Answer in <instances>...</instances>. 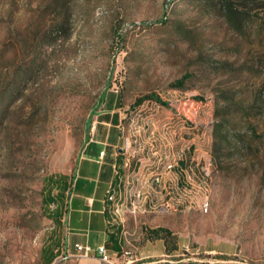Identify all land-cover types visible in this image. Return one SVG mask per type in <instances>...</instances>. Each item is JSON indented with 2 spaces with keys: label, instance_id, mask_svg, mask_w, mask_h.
<instances>
[{
  "label": "rangeland",
  "instance_id": "1",
  "mask_svg": "<svg viewBox=\"0 0 264 264\" xmlns=\"http://www.w3.org/2000/svg\"><path fill=\"white\" fill-rule=\"evenodd\" d=\"M112 94L134 171L127 199L149 191L146 212H127L141 244L160 229L176 250L163 264L213 243L236 261L203 264H264V0H0V264H45L60 246L67 197L49 177L71 186ZM150 94L166 104H135ZM222 119L243 141L230 136L219 161ZM166 167L174 203L157 207Z\"/></svg>",
  "mask_w": 264,
  "mask_h": 264
},
{
  "label": "crops",
  "instance_id": "2",
  "mask_svg": "<svg viewBox=\"0 0 264 264\" xmlns=\"http://www.w3.org/2000/svg\"><path fill=\"white\" fill-rule=\"evenodd\" d=\"M121 136L105 139L99 135L90 139L85 153L80 157L71 182V198L65 203L66 220L61 238V244L54 251L59 252L50 260L45 258V264H99L96 249L105 244L111 253H121L125 249L132 251L133 261L130 264H163L165 257L175 255L173 245H166L167 237L161 231H151L144 244L139 241L145 233L131 230L128 226L131 219L127 216L135 214L129 210L127 197L130 191V178L134 171L127 174L124 167L126 155L121 150ZM196 147L191 145L181 162L185 166L192 160L189 156ZM207 153V152H206ZM208 154V153H207ZM195 158V157H192ZM140 164L133 159L132 167ZM112 187L118 194L114 201L108 199V191ZM67 192V191H66ZM66 194V193H65ZM117 205H120L117 209ZM144 210L143 212H146ZM131 216V215H130ZM133 217V216H132ZM135 218V217H134ZM88 244L92 247L89 257H78L75 244ZM68 254L69 258L63 259ZM186 264H203V258L216 256L222 262H234L231 256L236 254L233 245L213 243V245L196 246ZM160 258V259H156Z\"/></svg>",
  "mask_w": 264,
  "mask_h": 264
},
{
  "label": "trees",
  "instance_id": "3",
  "mask_svg": "<svg viewBox=\"0 0 264 264\" xmlns=\"http://www.w3.org/2000/svg\"><path fill=\"white\" fill-rule=\"evenodd\" d=\"M186 81V78H182L179 79L177 81H175L174 83H172V86L175 88H183L184 83ZM146 100H155L163 105H165L166 103H164V101H162V99L158 96V95H154V94H150V95H145L143 97H139L136 101L135 104L137 106H140L141 104H143ZM107 105V111H105L103 114L100 115V119H99V123L97 124L96 128L100 130H103V133H99L98 135L100 136V138L105 139V137L108 135L109 139L112 137H117V134H115L113 129L114 127L117 126L118 124V120H119V115L118 113H111V110H113V108H118L121 106V98L120 96L114 95L112 94V97L106 102ZM217 116L219 115L218 110H216ZM104 124H110L111 127H106V125ZM226 121L224 119H222L221 121H218L217 123H215L214 125V129H213V134H214V142H213V151H212V158L213 159H218L219 161H221L222 157H223V149L225 148V143H229L231 140V137H233L236 140V144H240L241 141H243V138L241 136H239L237 134V132H235L234 134H232L229 131H225V128H228L226 126ZM231 136V137H230ZM238 146V145H235ZM183 161V160H182ZM190 162L188 164H186L185 166L189 165ZM49 180L52 183H55V185L57 187H59V191L57 193L58 197L63 198L64 194L66 193V191L68 190L69 186H68V177L66 175H60L59 178L55 179L53 176L49 177ZM48 199L51 202H55V198L54 196H52L51 192L48 193ZM57 210H58V206H57ZM154 231L159 232L160 229H155ZM47 253L45 255V251L44 252V256L45 258L48 256V259L52 260L55 257V249H46ZM44 258V261H45Z\"/></svg>",
  "mask_w": 264,
  "mask_h": 264
},
{
  "label": "built area",
  "instance_id": "4",
  "mask_svg": "<svg viewBox=\"0 0 264 264\" xmlns=\"http://www.w3.org/2000/svg\"><path fill=\"white\" fill-rule=\"evenodd\" d=\"M128 142L129 139L126 142V145H124V147L121 148V150L125 153L126 158H125V162H124V167H127V165H129L130 163H127V154H128ZM172 169V167H166V169H164L161 172V176H164V185H161V193L163 192H167L169 195V200L160 201L159 203H157V207H171L172 203L171 202L172 199H174L175 197L173 196L172 193V179L167 176L166 173H170V170ZM112 192V187L109 189L108 191V195L107 197H109V194ZM149 191L146 192H139V196L140 195H148ZM66 202H68L71 198V189L70 187L68 188L67 192H66ZM179 201H177L175 199V203H177ZM138 205H145V210H146V203H139V198H137L136 203L134 205V211H135V218L138 214H136V207ZM66 217V216H64ZM75 248L77 249L78 253L77 256L78 257H89L91 252H92V247L88 244H80L77 243L75 244ZM96 252L98 254V259H99V264H130L133 261L132 258V251L130 249H125L123 250L121 253H111V251L108 249V247L105 244L99 245L96 249ZM69 258V255L66 254L63 259H67Z\"/></svg>",
  "mask_w": 264,
  "mask_h": 264
},
{
  "label": "bare ground",
  "instance_id": "5",
  "mask_svg": "<svg viewBox=\"0 0 264 264\" xmlns=\"http://www.w3.org/2000/svg\"><path fill=\"white\" fill-rule=\"evenodd\" d=\"M155 179H156V181H160L161 177H160V176H157V177H155ZM139 192H142V190H141V189H133V190L131 191L130 198L127 199V200L129 201V203H130V206H131L132 211H134V205H135V203H136L137 198H139V201H140V197H141V195L139 196ZM117 198H118L117 191H116L115 189H112V192L109 194L108 199L111 200V201H114V200H116ZM116 207H117V209H119L120 205H117ZM140 207H141V205H138V206L136 207V211H137L138 208H140ZM134 212H135V211H134ZM64 216H65V214H64L63 217H62L63 221L66 220V217H64Z\"/></svg>",
  "mask_w": 264,
  "mask_h": 264
}]
</instances>
